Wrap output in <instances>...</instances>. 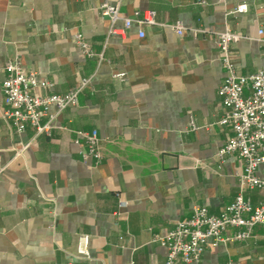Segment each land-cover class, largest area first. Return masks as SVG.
I'll return each mask as SVG.
<instances>
[{
  "label": "crops",
  "instance_id": "1",
  "mask_svg": "<svg viewBox=\"0 0 264 264\" xmlns=\"http://www.w3.org/2000/svg\"><path fill=\"white\" fill-rule=\"evenodd\" d=\"M104 1L0 0V264H165L156 236L196 205L219 213L239 191L242 158L218 156L232 131L220 124L217 32L242 35L232 46L239 74L264 70V0H109L126 16L156 12L155 24L134 22L125 37L109 33ZM242 3L246 11L234 12ZM178 21L182 35L171 27ZM79 32L102 58L82 53ZM11 61L52 83L48 92L90 79L78 104L56 114L51 135L17 133L4 118ZM93 129L99 164L83 160L74 141ZM257 173L264 178V163ZM246 196L264 200L258 189ZM84 234L89 257L77 250ZM193 264H264V226L206 248Z\"/></svg>",
  "mask_w": 264,
  "mask_h": 264
},
{
  "label": "built area",
  "instance_id": "2",
  "mask_svg": "<svg viewBox=\"0 0 264 264\" xmlns=\"http://www.w3.org/2000/svg\"><path fill=\"white\" fill-rule=\"evenodd\" d=\"M247 6L246 3L239 4L234 12H245ZM100 11L111 20L109 33L121 37H125L127 29L134 22L141 25L156 23L154 10H135L134 16L130 17L121 12L119 4H111L109 0L101 4ZM118 21L123 22L120 28L115 26ZM171 27L180 35L185 31L179 21L171 24ZM259 33L262 34L263 30L260 29ZM139 35L143 37L144 31L140 30ZM241 38L240 33L229 28L217 32L218 52L226 72L218 88L220 103L225 108L220 124L230 127L232 131L219 149L218 156L222 161L232 154L242 158L244 164L236 172L239 191L233 202L219 213L211 212L207 205H196L189 217L178 221L165 234L156 236L155 241L167 250L165 264L197 263L206 248L246 240L254 235L257 226H264V200L254 205L246 196V192L252 189L264 192V178L257 173L264 163V70L247 75L238 73L232 46ZM74 40L86 56L98 55L102 58V54L95 53L82 33L75 34ZM5 70L7 75L2 83V91L8 108L4 118L9 120L17 133L31 128L36 135H51L56 114L76 106L79 94L90 82V79H83L66 93L48 92L46 90L53 84L37 71L25 69L18 61L8 62ZM116 76L123 77L124 74ZM74 141L81 147L83 160L93 159L96 164L102 162L104 156L97 129L76 132ZM28 146L23 145L21 150ZM232 229L235 231L231 233ZM89 242V236L84 234L80 236L77 246L78 252L86 257L90 256Z\"/></svg>",
  "mask_w": 264,
  "mask_h": 264
}]
</instances>
